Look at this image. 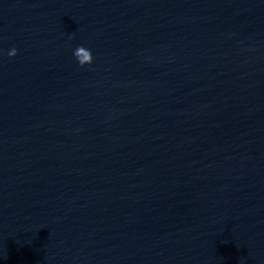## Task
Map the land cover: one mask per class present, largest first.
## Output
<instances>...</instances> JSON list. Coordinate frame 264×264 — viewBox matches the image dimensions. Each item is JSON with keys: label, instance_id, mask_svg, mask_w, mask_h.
Here are the masks:
<instances>
[{"label": "water", "instance_id": "1", "mask_svg": "<svg viewBox=\"0 0 264 264\" xmlns=\"http://www.w3.org/2000/svg\"><path fill=\"white\" fill-rule=\"evenodd\" d=\"M0 264H264V0H0Z\"/></svg>", "mask_w": 264, "mask_h": 264}, {"label": "clouds", "instance_id": "2", "mask_svg": "<svg viewBox=\"0 0 264 264\" xmlns=\"http://www.w3.org/2000/svg\"><path fill=\"white\" fill-rule=\"evenodd\" d=\"M8 55L10 57H14L17 55V50L13 48L11 51L8 52ZM74 55L76 59L79 62V65L81 67H84L85 65H90L93 62V56L90 50L86 49L83 46L77 47V49L74 52Z\"/></svg>", "mask_w": 264, "mask_h": 264}]
</instances>
